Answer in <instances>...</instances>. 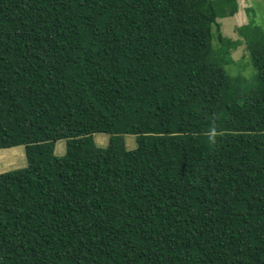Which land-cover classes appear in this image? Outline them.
<instances>
[{
	"label": "trees",
	"instance_id": "obj_1",
	"mask_svg": "<svg viewBox=\"0 0 264 264\" xmlns=\"http://www.w3.org/2000/svg\"><path fill=\"white\" fill-rule=\"evenodd\" d=\"M238 10L0 0V149L27 160L0 173V264H264V31L236 29L256 74L232 77Z\"/></svg>",
	"mask_w": 264,
	"mask_h": 264
},
{
	"label": "rangeland",
	"instance_id": "obj_2",
	"mask_svg": "<svg viewBox=\"0 0 264 264\" xmlns=\"http://www.w3.org/2000/svg\"><path fill=\"white\" fill-rule=\"evenodd\" d=\"M239 10L236 16L229 18H218L220 31L224 37L232 40L240 39L242 43L233 49L230 53L231 62L225 67L227 73L232 77L242 76L246 81L253 83L255 81L256 71L252 64L251 56L245 48L244 40L238 36L236 29L248 22L253 21L264 31V0H238ZM212 52L218 49L219 43L214 37L211 41ZM94 142L98 147H106L109 142V135L95 134ZM124 142L127 150L136 147L134 135H125ZM66 150L65 141L60 140L55 143L54 154L64 155ZM27 166L25 149L23 146L9 149H0V173L15 170Z\"/></svg>",
	"mask_w": 264,
	"mask_h": 264
},
{
	"label": "crops",
	"instance_id": "obj_3",
	"mask_svg": "<svg viewBox=\"0 0 264 264\" xmlns=\"http://www.w3.org/2000/svg\"><path fill=\"white\" fill-rule=\"evenodd\" d=\"M236 15H237V14H236ZM236 15H235V16H236Z\"/></svg>",
	"mask_w": 264,
	"mask_h": 264
}]
</instances>
